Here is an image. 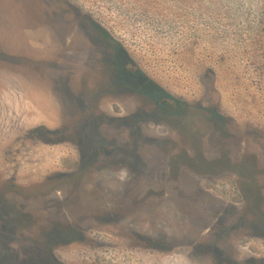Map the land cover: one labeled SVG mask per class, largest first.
Returning <instances> with one entry per match:
<instances>
[{"label":"rangeland","instance_id":"obj_1","mask_svg":"<svg viewBox=\"0 0 264 264\" xmlns=\"http://www.w3.org/2000/svg\"><path fill=\"white\" fill-rule=\"evenodd\" d=\"M236 253L264 264V0H0V264Z\"/></svg>","mask_w":264,"mask_h":264},{"label":"flooded vegetation","instance_id":"obj_2","mask_svg":"<svg viewBox=\"0 0 264 264\" xmlns=\"http://www.w3.org/2000/svg\"><path fill=\"white\" fill-rule=\"evenodd\" d=\"M115 74H116V77L120 81H122L125 85L130 87V79L125 77L126 73H125V69L123 68L122 65L120 66V69H118ZM107 119H110V118L107 117ZM50 141L51 140H48V143H51ZM64 142H65V140H61L60 139V140H57L54 143H64ZM7 186L9 187L7 190H9V191H21L23 189H26L30 185H22V184H18L17 182H14V183H11V184L9 183V185H7ZM60 186L71 187V188L74 187V185H72V184H69V185L68 184H60ZM78 186L80 187V185H78ZM51 188L52 189H49V191H48L49 194H45L44 196H46V197L53 196L52 192L56 191V187L51 185ZM62 209L66 212V211H68L69 207H63ZM222 251L224 252V254L222 253ZM222 251L220 250L219 253L224 258L226 256L227 252H226L225 249H223ZM231 256H232L233 263L230 260H229V262L232 263V264H258V260H259L257 257H255L253 255L247 256V257H242L243 256L242 253H236L234 255L232 254ZM261 259H262V261H264V258H261ZM224 260H226V258H224Z\"/></svg>","mask_w":264,"mask_h":264},{"label":"trees","instance_id":"obj_3","mask_svg":"<svg viewBox=\"0 0 264 264\" xmlns=\"http://www.w3.org/2000/svg\"><path fill=\"white\" fill-rule=\"evenodd\" d=\"M125 73H126V72H125ZM125 77H126V78H129V79H130V84H132V83H131V77H130L127 73H126ZM129 79H128V80H129Z\"/></svg>","mask_w":264,"mask_h":264}]
</instances>
